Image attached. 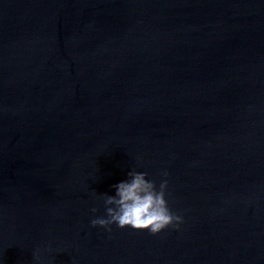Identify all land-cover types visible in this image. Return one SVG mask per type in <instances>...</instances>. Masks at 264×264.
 <instances>
[{
  "label": "water",
  "instance_id": "95a60500",
  "mask_svg": "<svg viewBox=\"0 0 264 264\" xmlns=\"http://www.w3.org/2000/svg\"><path fill=\"white\" fill-rule=\"evenodd\" d=\"M132 168L179 229L91 225ZM37 248L264 264V0H0V264Z\"/></svg>",
  "mask_w": 264,
  "mask_h": 264
},
{
  "label": "clouds",
  "instance_id": "9594fccd",
  "mask_svg": "<svg viewBox=\"0 0 264 264\" xmlns=\"http://www.w3.org/2000/svg\"><path fill=\"white\" fill-rule=\"evenodd\" d=\"M164 177L169 174L165 170L161 173ZM169 181L164 179L159 186L148 173L132 168L127 173V179L112 185L114 195L103 194V203L106 216L91 220L93 227L100 226L112 231V225L119 228L131 227L134 230H147L156 235L173 226L179 229L184 222V217L174 213L169 207L168 195ZM93 208L92 212H98ZM41 249L33 253L35 264H39Z\"/></svg>",
  "mask_w": 264,
  "mask_h": 264
}]
</instances>
